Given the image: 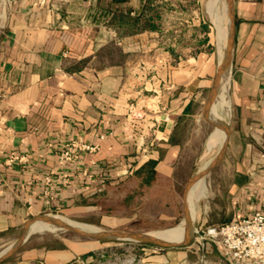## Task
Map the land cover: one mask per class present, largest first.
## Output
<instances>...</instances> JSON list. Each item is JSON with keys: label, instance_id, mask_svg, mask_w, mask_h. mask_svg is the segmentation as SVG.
I'll use <instances>...</instances> for the list:
<instances>
[{"label": "crops", "instance_id": "1", "mask_svg": "<svg viewBox=\"0 0 264 264\" xmlns=\"http://www.w3.org/2000/svg\"><path fill=\"white\" fill-rule=\"evenodd\" d=\"M203 3L0 0V234L48 212L87 213L149 161L163 187L175 188L215 71ZM233 9L226 179L217 191L225 202L212 224L264 208V0H234ZM75 257L42 246L7 264Z\"/></svg>", "mask_w": 264, "mask_h": 264}, {"label": "rangeland", "instance_id": "2", "mask_svg": "<svg viewBox=\"0 0 264 264\" xmlns=\"http://www.w3.org/2000/svg\"><path fill=\"white\" fill-rule=\"evenodd\" d=\"M207 1L204 0L202 13L212 29L213 43L210 50L213 53L215 71L211 75L212 83L209 93L198 111V119L191 122L195 133L192 135V139L187 148L184 149L181 157V164L177 171L178 181L175 184V188L167 189V187H163L166 182L159 180L155 182L153 188L147 187L139 191V189L135 190L134 183L130 181L125 185L110 186L103 199H95V201L100 202L96 204L97 207L87 213L48 212L41 214L43 216H56L68 224H88L94 227L92 231L148 233L183 224L186 225L184 226L186 230L185 238L171 242L152 237L161 242L174 243L170 245L144 238L105 236L88 238L68 228H55L52 224L53 230H30L34 224L44 221L42 219L32 220L30 226L25 229L23 227L16 231L0 234L1 253L12 247L24 230L29 233L26 241L12 254L3 259L0 264L18 263L26 250L42 246L46 249L69 247L76 256L74 261L69 262V264H232L228 256L223 250L218 249L217 246L209 244V249L203 248L202 245H207L205 243L207 241L210 242V240L201 237V230L204 226L214 223L215 218L220 216V210L218 209L220 207L217 208L218 204L225 202V199L221 198L217 193V191L222 192L221 188L225 183L224 179H226L224 168L226 164L223 160L225 148L218 160H214V158H216L220 148L226 143L227 126L231 120L229 115L231 109L228 86L226 90L228 112L222 111L219 116V124L223 126L222 129L224 131L220 139L221 142L211 151L206 152L205 138L214 128L212 125L213 118H210L208 113L210 111L209 106L214 102H218L217 99L220 87L223 84L225 69H230L229 59L227 67L222 71L218 70L221 62L217 50L216 21L215 19L213 20V14L206 7ZM232 2L234 4V0ZM228 3L229 0H220L215 7L218 12L226 14L230 32ZM215 98L216 100H214ZM211 162H213L212 166L203 172L204 168ZM198 177L205 178L206 189L193 202L190 208L188 188ZM129 191L133 192L128 197L126 195ZM88 251L92 253L87 256L82 255Z\"/></svg>", "mask_w": 264, "mask_h": 264}, {"label": "built area", "instance_id": "3", "mask_svg": "<svg viewBox=\"0 0 264 264\" xmlns=\"http://www.w3.org/2000/svg\"><path fill=\"white\" fill-rule=\"evenodd\" d=\"M132 109L131 106L129 114H133ZM132 116L133 119L139 118ZM94 148L84 143L78 146V149L88 151ZM60 155L64 160L73 158L69 149L63 150ZM201 233L203 239L219 244L232 264H264V208L235 221L205 225Z\"/></svg>", "mask_w": 264, "mask_h": 264}, {"label": "bare ground", "instance_id": "4", "mask_svg": "<svg viewBox=\"0 0 264 264\" xmlns=\"http://www.w3.org/2000/svg\"><path fill=\"white\" fill-rule=\"evenodd\" d=\"M219 1L220 0H208L206 3L207 4L206 7L210 11V13L213 14L212 15L213 20L215 19V21H216L217 50H218V54H219V60H220V62H222V60L225 56V53H226L227 45H228L229 30H228L226 14L223 12H218L216 7H215L216 3H218ZM213 23H214V21H213ZM225 71H224L225 73H224V78H223V84L220 87V91H219V95H218V99H217L218 102L217 103L211 102L212 105H210L211 107L209 106L210 111L209 110H208L209 112L207 111L210 115V118H213V122H215V123H219V116L221 115L222 111L228 112L226 90L228 87L229 70L225 69ZM221 73H223V72H221ZM217 88H219V87L217 86ZM214 100H216V98ZM223 132L224 131L222 130V128H218V127H214L211 130V132L205 138V151L206 152L211 151L214 147H216L220 144V142H221L220 139L223 135ZM214 160H215V158H214ZM204 179H203V177L196 178L194 180V182H192L190 188H188L189 190L187 193H188V203L190 204V208H191L193 202L196 201L200 197V195L204 192V190L206 189ZM186 200H187V198H186ZM186 207H188V206H186ZM71 225L81 227L87 231H92L94 229L93 226L85 224V223H75V224L71 223ZM184 226H186V225L180 224V225L170 227V228H167L164 230L148 232L147 235L154 237L156 239H159V240H163V241H171V242L180 241V240H183L186 236V230H185ZM43 229L53 230V227L51 226V224H49L46 221H39L37 224H34L30 228V230H34V231L35 230H43ZM189 229H190V226H189ZM189 234H190V232H189Z\"/></svg>", "mask_w": 264, "mask_h": 264}, {"label": "water", "instance_id": "5", "mask_svg": "<svg viewBox=\"0 0 264 264\" xmlns=\"http://www.w3.org/2000/svg\"><path fill=\"white\" fill-rule=\"evenodd\" d=\"M228 11H229V18H230L229 41H228V45H227L225 56H224L222 62L220 63V66L218 68V70H221V71L224 70V68H226L227 65H228V61L231 58L232 47H233L234 9H233L232 0H229ZM212 125L214 127L223 128V126H221L219 123L212 122ZM224 148H225V145L220 148V150H219V152H218V154H217V156L215 158L216 160H218L221 157ZM212 163L213 162H211L208 166H206L204 168L203 172L208 170L212 166ZM40 219L52 224L55 228H68V229H71V230L77 232L78 234L83 235V236L88 237V238H96V237H102V236H105V237H116V238H118V237L119 238H144V239H147V240H150V241L159 242L161 244H167V245L174 244V243L161 242V241H158L156 239H153L152 237H149L147 235V233H123V232L106 231V230L87 231L85 229H81V228L75 227V226H73L71 224L62 222L56 216H43V215H40V216L35 218V220H40ZM30 222H28L24 226V229L27 228L28 226H30ZM28 235H29V233L26 232V230H24L23 233L18 237V239L12 245V247H9L6 251L1 252L0 253V262L3 259H5L7 256H9L10 254H12L24 241H26V239L28 238Z\"/></svg>", "mask_w": 264, "mask_h": 264}, {"label": "trees", "instance_id": "6", "mask_svg": "<svg viewBox=\"0 0 264 264\" xmlns=\"http://www.w3.org/2000/svg\"><path fill=\"white\" fill-rule=\"evenodd\" d=\"M153 164L154 162L153 161H149L147 162L146 164L140 166L136 171H135V176L137 177V180L136 181H132L134 183V188L135 190L136 189H139L140 190H143L144 188H147V187H151L152 183L155 184V182L159 181L155 175V171L153 170ZM129 182V181H128ZM106 183L108 185H111L108 181H106ZM122 184H127V182H119L118 185H122ZM116 185V184H115ZM115 185H111V186H115ZM167 189H170V188H167ZM171 189H173L171 187ZM133 190V188H132ZM134 191V190H133ZM132 191V192H133ZM132 192H128L126 196H131L130 194H132ZM96 204L100 203L99 201H94ZM92 252H84L82 255L83 256H87V255H90Z\"/></svg>", "mask_w": 264, "mask_h": 264}]
</instances>
